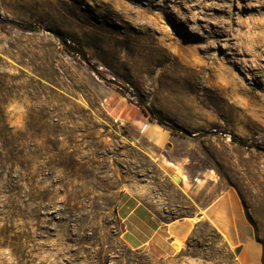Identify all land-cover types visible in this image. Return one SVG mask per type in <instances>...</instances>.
<instances>
[{"label": "rangeland", "instance_id": "obj_1", "mask_svg": "<svg viewBox=\"0 0 264 264\" xmlns=\"http://www.w3.org/2000/svg\"><path fill=\"white\" fill-rule=\"evenodd\" d=\"M0 18V264H242L209 221L176 257L132 250L117 212L133 194L171 221L228 189L264 264V0H0Z\"/></svg>", "mask_w": 264, "mask_h": 264}, {"label": "crops", "instance_id": "obj_2", "mask_svg": "<svg viewBox=\"0 0 264 264\" xmlns=\"http://www.w3.org/2000/svg\"><path fill=\"white\" fill-rule=\"evenodd\" d=\"M124 229L122 237L132 250L148 252L155 258H173L187 247L199 224L209 221L228 245L241 247L242 264H263L262 247L256 231L247 220L244 205L237 192L228 189L196 215L162 221L135 195H123L117 206ZM238 253V252H237Z\"/></svg>", "mask_w": 264, "mask_h": 264}, {"label": "trees", "instance_id": "obj_3", "mask_svg": "<svg viewBox=\"0 0 264 264\" xmlns=\"http://www.w3.org/2000/svg\"><path fill=\"white\" fill-rule=\"evenodd\" d=\"M1 21L2 19L0 18V27H4L2 24H1ZM29 29L32 30V31H35L36 29V26L35 25H32L30 24L29 26ZM55 34L63 41V43L69 48V44L66 42V40H64L63 36L61 35L60 32H55ZM142 110L144 111V113H146L147 116H149L151 118V120H155L156 122H158L159 124H162L163 122L157 118H154L150 113H148V110L145 106L142 107ZM232 138L234 141H237L238 143L242 144V145H247V141L246 140H242V139H237L236 136L234 134H232ZM256 147L258 149H264L262 146L260 145H256Z\"/></svg>", "mask_w": 264, "mask_h": 264}, {"label": "water", "instance_id": "obj_4", "mask_svg": "<svg viewBox=\"0 0 264 264\" xmlns=\"http://www.w3.org/2000/svg\"><path fill=\"white\" fill-rule=\"evenodd\" d=\"M175 179L178 181L179 180V177L178 176H175ZM240 250H241V247H238L237 249H236V252H240Z\"/></svg>", "mask_w": 264, "mask_h": 264}, {"label": "bare ground", "instance_id": "obj_5", "mask_svg": "<svg viewBox=\"0 0 264 264\" xmlns=\"http://www.w3.org/2000/svg\"><path fill=\"white\" fill-rule=\"evenodd\" d=\"M170 164H172V163L170 162Z\"/></svg>", "mask_w": 264, "mask_h": 264}]
</instances>
